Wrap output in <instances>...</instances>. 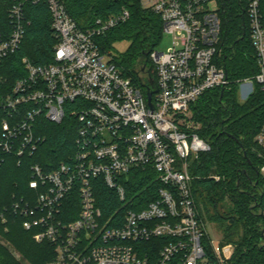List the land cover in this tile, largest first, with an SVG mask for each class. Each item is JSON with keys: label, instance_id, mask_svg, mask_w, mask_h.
I'll return each instance as SVG.
<instances>
[{"label": "built area", "instance_id": "built-area-1", "mask_svg": "<svg viewBox=\"0 0 264 264\" xmlns=\"http://www.w3.org/2000/svg\"><path fill=\"white\" fill-rule=\"evenodd\" d=\"M6 1L11 4L10 24L0 28V64L24 41L26 4L46 3L58 42L53 63L34 66L24 59L27 77L0 98V169L6 155L22 158L37 152L44 141L36 136L40 119L62 124L70 116L78 124L67 162L50 173L31 167L34 204L24 199L13 204L25 219L23 228L38 230L34 240L54 245L52 264H228L234 247L210 239L190 172L192 163L211 151L198 133L192 106L207 92L224 91L231 84L221 65L218 2L212 9L215 0H141L144 9L161 17L163 33L174 36L168 51L151 54L155 70L143 73L158 90L149 102L141 75L138 82L125 77L97 44V38L129 20L128 10L98 18L84 31L63 0ZM246 16L258 73L240 83L245 100L255 86L264 91L261 0H249ZM255 143L264 177V125ZM140 169L154 173L162 187L155 201L137 210L138 195L128 196V184ZM99 181L109 201L118 204L107 219L98 204ZM73 197L79 201L76 219L65 223V205Z\"/></svg>", "mask_w": 264, "mask_h": 264}, {"label": "trees", "instance_id": "trees-1", "mask_svg": "<svg viewBox=\"0 0 264 264\" xmlns=\"http://www.w3.org/2000/svg\"><path fill=\"white\" fill-rule=\"evenodd\" d=\"M63 2L84 31L92 28L98 18L107 19L128 10L129 20L97 38V44L103 54L113 57L125 77L138 82L141 73L150 71L151 54L157 51L163 38V22L160 16L144 9L141 0ZM217 2L224 43L221 65L231 84L224 91L207 92L192 106L194 120L200 126L198 133L211 146L210 152L201 154L191 165L190 172L195 179L193 193L200 217L204 222L207 218L215 224L222 235L221 246L234 247L228 264H264V178L260 173L263 162L255 143L264 125V91L255 86L244 102L239 101L240 83L258 73L246 16L249 0ZM10 7L9 2L0 0L1 29L9 28ZM25 11L29 25L24 41L17 52L0 64V98L9 94L18 80L27 77L24 59L34 66H46L54 61L58 41L48 6L46 3L26 4ZM261 11L264 23V0H261ZM123 41H129L130 46L119 56H113L114 44ZM77 131V121L70 116L62 124L40 119L36 136L44 141L39 143L37 152L22 158L5 156L0 169V264H52L56 260L54 245L37 243L34 236L38 230L23 228L25 219L13 210V204L22 199L34 204L36 194L29 187L31 167L39 165L50 173L67 162L74 150ZM155 176L147 169L135 170L130 175L128 196L138 195L137 210L147 208L158 198L162 186ZM109 200L108 191L99 181L98 204L105 219L118 208L116 202ZM78 202L75 197L67 201L65 223L76 219ZM2 241L14 248L21 259L18 260ZM154 242L164 243L163 240Z\"/></svg>", "mask_w": 264, "mask_h": 264}, {"label": "rangeland", "instance_id": "rangeland-1", "mask_svg": "<svg viewBox=\"0 0 264 264\" xmlns=\"http://www.w3.org/2000/svg\"><path fill=\"white\" fill-rule=\"evenodd\" d=\"M211 7L212 9H216L217 8V0L213 1L211 3ZM173 42H174V36L173 35H166L163 34V38L162 41L160 43V45L157 48L158 52H166L168 51L172 46H173ZM130 46V42L129 41H123V42H118L114 44V52H113V56H119L121 53L125 52L127 50V48ZM151 67V68H150ZM150 67L148 70H155L154 69V64L151 62ZM147 75L141 73V79H146ZM243 89L239 91V101L240 102H244L245 98L243 95ZM264 178V177H263ZM206 221V226H207V230H208V234L210 236V239L213 240L216 244L222 241V235L220 234L219 230L217 229V227L215 226V224H213L212 222H210L207 218H205ZM2 244L6 245L9 247L10 251L14 254V256L20 260L21 259V255L14 250V248H12L8 243L3 242ZM27 264V263H25Z\"/></svg>", "mask_w": 264, "mask_h": 264}, {"label": "water", "instance_id": "water-1", "mask_svg": "<svg viewBox=\"0 0 264 264\" xmlns=\"http://www.w3.org/2000/svg\"><path fill=\"white\" fill-rule=\"evenodd\" d=\"M140 83L147 89L148 100L151 102L152 96L158 92L155 81L151 79H140Z\"/></svg>", "mask_w": 264, "mask_h": 264}]
</instances>
